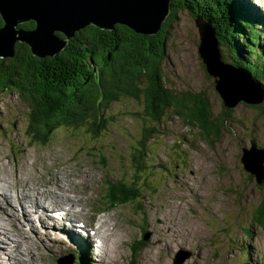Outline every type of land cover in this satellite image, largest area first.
<instances>
[{
    "label": "rangeland",
    "instance_id": "obj_1",
    "mask_svg": "<svg viewBox=\"0 0 264 264\" xmlns=\"http://www.w3.org/2000/svg\"><path fill=\"white\" fill-rule=\"evenodd\" d=\"M187 1L195 7V0ZM239 2L245 5L250 20H261L258 26L264 29V0ZM176 16L169 28L164 83L176 91L204 92L214 117L227 116L219 138L206 141L197 127L187 126L173 109L167 110L157 123L146 114L143 98L123 97L110 104L107 130L96 139L81 128L74 131L59 126L42 145L33 143L26 133L28 104L17 93H1L0 264H150L145 258L150 249L154 264H264V228L254 216L264 201V186L258 185L242 163L246 150L264 149L261 84L253 82V86L244 72L228 67L224 73L239 78L237 85L252 99L260 100L255 106L240 102L227 108L216 89L221 67L215 52H209V61L219 73H209L210 77L200 55L207 30L209 44L218 42L228 64L229 51L220 45L214 26H205L201 41L196 25L199 17L185 4ZM165 23L159 26V32ZM55 35L62 42L72 38L63 32ZM257 52L264 54V34ZM145 126H154L159 134L148 143L145 162L150 170L145 177L140 176L143 182L139 202L105 209L108 183L134 180L129 158ZM46 193L54 200L42 198ZM72 198L80 202L73 208ZM40 205L50 216L38 214ZM72 210L76 214H71ZM71 217L77 226L85 228L90 224L92 230L102 218L114 224L119 236L122 234V241H115L117 247L124 244L121 254L110 245L115 256L111 253L108 261L103 260L99 253L102 244L94 239L92 244L83 241L78 246L71 235L57 227ZM167 222L172 224L168 226ZM181 224L189 227L192 234L189 240L180 232L187 244L173 231V227L176 232L180 230ZM80 230L76 228L79 235ZM164 231L166 240L181 241L183 246L172 244L173 250H161L165 240L157 241L156 236L160 238ZM88 235L92 236L90 232Z\"/></svg>",
    "mask_w": 264,
    "mask_h": 264
},
{
    "label": "trees",
    "instance_id": "obj_2",
    "mask_svg": "<svg viewBox=\"0 0 264 264\" xmlns=\"http://www.w3.org/2000/svg\"><path fill=\"white\" fill-rule=\"evenodd\" d=\"M172 2V13L156 35L139 34L121 24L112 31L87 26L75 32L65 49L55 56L39 57L28 43L17 42L12 56L0 57V95L17 93L28 104L26 133L31 141L46 145L59 126L81 128L94 140L107 130L110 104L123 97L143 98L146 114L157 123L167 110L173 109L187 126L197 127L206 141L219 138L227 116L214 117L206 94L169 89L163 80L169 28L184 4L195 17L213 24L220 45L229 51V64L252 82L261 84L264 95V54L257 52L264 34L258 26L262 21L252 22L239 0H195L194 8L187 0ZM4 25L0 13V29ZM37 25L31 20L18 28L34 32ZM56 35L65 39L61 33ZM224 60L221 55V61L227 63ZM158 134L154 126L143 128L129 158L134 180L108 183L104 195L106 209L139 202L143 182L140 176L145 177L150 170L145 162L148 143ZM254 216L255 222L264 228V201Z\"/></svg>",
    "mask_w": 264,
    "mask_h": 264
},
{
    "label": "water",
    "instance_id": "obj_3",
    "mask_svg": "<svg viewBox=\"0 0 264 264\" xmlns=\"http://www.w3.org/2000/svg\"><path fill=\"white\" fill-rule=\"evenodd\" d=\"M171 3L172 0H0V13L5 21L4 27L0 29V57L12 56L17 42L28 43L34 54L39 57L55 56L68 45V42L58 39L56 32H63L70 38L87 26L111 31L115 25L121 24L131 27L139 34L154 35L167 20ZM31 20L38 24L34 32L17 28ZM196 25L202 36L201 41L204 39L205 28L213 27L211 22H203L201 17L197 18ZM213 30L215 33L214 28ZM209 33L207 30V38L202 41L200 48V55L210 68L208 73H224L228 67L235 71L232 66L221 61L218 42L216 41L215 45L209 44ZM212 51L215 52L217 64L221 67L219 72L214 71L217 68L209 61V52ZM245 79L254 86L250 79ZM215 84L217 85V82ZM216 89L227 108L235 107L240 102L255 105L260 100L238 97L236 92L227 91L225 88ZM260 96L263 100V93H260ZM242 163L245 171L255 176L258 185L264 186V149L253 147L246 150Z\"/></svg>",
    "mask_w": 264,
    "mask_h": 264
},
{
    "label": "bare ground",
    "instance_id": "obj_4",
    "mask_svg": "<svg viewBox=\"0 0 264 264\" xmlns=\"http://www.w3.org/2000/svg\"><path fill=\"white\" fill-rule=\"evenodd\" d=\"M173 3V2H172ZM255 12V11H254ZM170 15V14H169ZM169 17V16H168ZM168 19V18H167ZM58 36V35H57ZM206 59V58H205ZM226 64H228V63H226ZM230 65V64H229ZM231 66V65H230ZM208 70L210 71V68L208 67ZM214 71L215 72H218L217 70H215L214 69ZM217 76L219 77V79H218V81H217V85H218V87L221 85L222 86V88H225V89H227V91L228 90H232V91H234V92H236V95L238 96V97H245V98H247V99H251L252 98V95L250 94V93H248L244 88H241L240 87V85H237L238 83H240L239 81H240V79L239 78H232V77H229L227 74H225V73H220V74H217ZM232 91H230L231 93H232ZM231 95V94H230ZM255 165V164H254ZM51 179V178H50ZM48 193H46V194H44V195H47ZM49 196H53V195H47V196H44V197H42V198H48L49 200H54V199H52V198H50ZM54 197V196H53ZM37 199V197H35V200ZM48 200V201H49ZM59 202L61 203V200L59 199ZM62 204V203H61ZM77 206V205H79L80 204V202L79 201H77L76 199H73L72 198V201H71V207L73 208V207H75V205ZM60 207H62V205H60ZM174 209H175V207H173ZM63 209H65V208H63ZM62 209V210H63ZM49 211V210H48ZM61 211V210H60ZM65 211H67L66 209H65ZM69 211H70V209H69ZM37 212H38V214L39 215H41L43 218H45L46 216H50V214H49V212H47V210H45L43 207H41V205H40V207L39 206H37ZM71 214H76V211L75 210H72V212H70ZM78 213V212H77ZM53 215V214H52ZM169 215V214H168ZM171 217H172V213H171ZM58 218V217H57ZM61 220V219H60ZM65 220V219H64ZM64 222H66V221H64ZM63 222V223H64ZM169 223V225L168 226H170L172 223H170V222H167L166 224H168ZM78 225V223H76V220H72V217H71V219L70 220H67V222L66 223H64V224H62L61 226H57L59 229H61V230H63L64 232H66V233H68L69 235H71V238L75 241V242H77L76 244L78 245V246H81V245H83V241H89L90 242V244H92V240L91 239H94V240H96L99 244H102V246H100V250H99V253H100V256L101 257H103L104 259L103 260H105L106 259V261H108L107 259V257H110V255H111V253H113L114 254V251L113 250H111V248H110V245H113V248H118L119 249V253L121 254V252H122V250H121V247L124 245H119L118 247H117V244H116V239L118 240V241H122V234H121V236H119V234H120V232L119 231H117L116 229H115V226H114V224H110L109 222H104V220H103V218L100 220H98V222H96V226L94 227V229L92 230L91 228H90V224H86V226H85V228L84 227H79V226H77ZM89 225V226H88ZM53 226H55L54 224H53ZM80 228L81 229V234L79 235L78 233H77V231H76V228ZM181 231L180 230H178L177 232H176V230L174 229V227H173V231H174V233H176V235H177V237H180V239H181V241H185L186 242V240L182 237V234H186L188 237H189V240L191 239V237H192V234H191V231H190V228L189 227H186V225L184 224V225H182L181 224ZM184 228H186V229H189V231H184ZM124 231V230H123ZM170 231H171V229H170ZM169 231V232H170ZM91 233L92 234V236H96V238H93L92 236H89L88 235V233ZM182 234H181V233ZM75 233H77V234H75ZM94 233H95V235H94ZM165 235H167L166 234V232L164 231V233L162 234V236H160V238L158 237V236H156V238H157V241L158 240H165V242H163L162 241V248H161V250H167L168 248H171L172 247V244H174L175 246H177V247H179V246H183V245H181V244H183L181 241H180V243L179 242H175V240L174 241H171V240H166L165 238H164V236ZM123 243H125V241L123 242ZM185 244H187V242L185 243ZM184 244V245H185ZM97 247H99V246H97ZM87 249H85V251H86ZM169 250H173L172 248L171 249H169ZM81 253H86V252H84V251H82L81 250ZM77 256H79L78 254H76ZM148 255V256H147ZM81 256V255H80ZM114 256H115V254H114ZM146 256L147 257H145L146 259H147V263H150V264H154V261H152V257L154 256V255H151V249L147 252V254H146ZM156 257V256H155ZM78 258V257H77ZM144 258V259H145ZM164 259H162V260H159L158 262H160V261H163Z\"/></svg>",
    "mask_w": 264,
    "mask_h": 264
}]
</instances>
